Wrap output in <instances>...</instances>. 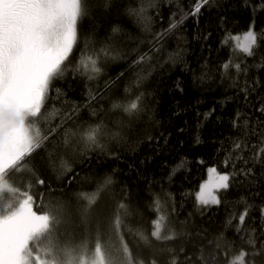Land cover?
Returning a JSON list of instances; mask_svg holds the SVG:
<instances>
[{
	"label": "trees",
	"instance_id": "trees-1",
	"mask_svg": "<svg viewBox=\"0 0 264 264\" xmlns=\"http://www.w3.org/2000/svg\"><path fill=\"white\" fill-rule=\"evenodd\" d=\"M156 2L159 6L147 12L153 17L149 33L126 13L128 7H139L141 0H111L107 8L104 0H90L88 14L78 23V39L65 62L66 71L54 81L46 100L49 110L55 108L60 113L47 127L61 121L63 127L47 150H37L28 158L46 184L35 185L36 176L28 172L13 171L9 178L22 191L26 183L34 185V210L40 208L39 193H43L44 203L66 205L78 223V209L85 203L78 194L94 192L97 182L110 176L113 183L101 193L98 204V212L105 218L103 242L119 246L108 221L117 203L123 201L132 213L124 221L123 238L135 256L138 241L127 228L150 232L157 216L153 202L159 199L177 230V247L196 239L213 241V248L220 243L217 256L227 264L240 250L238 237L249 234L235 231L246 205H251L249 217L240 227L255 229L252 234L257 247L264 240L260 214L264 207V154L256 158L252 148L264 139L260 135L264 132V8L258 6L261 0H209L198 16L188 17L164 37L157 45L159 51L150 53L152 59L133 65L137 51L152 48V34L163 31L172 14L190 9L194 0ZM143 3L146 6L148 0ZM251 27L257 33L258 46L254 56H247L235 48L231 37ZM109 45L115 49L114 55L105 58L101 54L102 71L94 79L75 70L83 55H95ZM177 52L180 55L175 63H165ZM229 61L239 63L242 70L222 68ZM137 96L141 97L140 109L134 114L113 109L114 103L126 105ZM73 107L77 112L72 119L64 117ZM99 124L120 135L116 139L104 136L103 146L93 148L80 134ZM65 131L77 133L72 137L76 147H64ZM235 142L249 146L235 149ZM49 152L53 153L51 161ZM210 166L234 175L229 189L221 191L219 205L201 207L196 193ZM14 198L5 194L0 205ZM67 239L73 244L87 239L91 250L94 226L88 231L81 225L74 235L69 228ZM230 241H235L231 248ZM141 256L147 259L149 253L143 250Z\"/></svg>",
	"mask_w": 264,
	"mask_h": 264
},
{
	"label": "snow or ice",
	"instance_id": "snow-or-ice-1",
	"mask_svg": "<svg viewBox=\"0 0 264 264\" xmlns=\"http://www.w3.org/2000/svg\"><path fill=\"white\" fill-rule=\"evenodd\" d=\"M208 3L209 0H194L190 9H178L177 13H173L168 26L152 34L149 41L152 48L148 52L137 51L132 64L140 65L152 59L150 53L159 51L157 45H161L164 37L180 28L188 17L198 16ZM110 6L111 0H104L103 7ZM158 6L156 0H148L146 6L141 0L139 7H128L126 13L135 18L145 32L151 33L153 17L147 12L149 8ZM258 6L264 8V0ZM90 7V0H0V199L5 194L15 197L6 205H0V264H223L217 256L220 243H216L213 248V241L196 239L188 241L187 245H175L177 230L170 223L169 215L162 211L159 199L153 202L157 216L151 222L150 232L144 228H127L138 241L135 256L123 238L124 221L132 214L129 205L123 201L117 203L108 221L109 228L119 239V246L103 242L105 218L99 214L98 204L101 193L113 183L110 176L99 180L94 192L78 194V198L85 201L78 209V223L72 219L66 205L52 204L50 201L44 203L43 193H39L40 208L34 210V185L28 182L26 190L22 191L10 180L13 171L28 172L36 176L35 185L46 184L44 178L36 175L28 158L37 150H47L57 130L63 127V121L47 127L60 113L55 108L49 110L46 100L49 99L54 81L62 78L66 71L65 62L77 43L78 23L88 14ZM113 31L118 32L119 29L114 28ZM233 39L240 52L247 56L255 55L258 46L256 32L249 30L242 38ZM114 52L115 49L109 45L95 55H83L75 70H82L88 79H94L102 71L101 54L107 58L113 57ZM179 55L178 52L170 54L165 63H175ZM222 68L242 70L239 63L232 64L231 61L222 65ZM55 91L59 94L60 90ZM140 100L141 97L137 96L126 105L114 103L113 109L122 108L125 113L132 115L139 111ZM76 112L77 108L73 107L63 115L72 119ZM247 123L245 120V126ZM252 134L255 135L254 130ZM76 135V132L69 134L65 131V148L76 147L72 140ZM80 135L86 145L95 148L103 146L101 140L104 136L116 139L120 134L108 132L106 126L99 124L90 126ZM260 135L264 138V132ZM248 146L247 143L243 146L239 142L234 143L235 149L243 150V147ZM252 148L255 157L259 158L264 154V139H261L259 147L253 145ZM52 155L48 153L50 161ZM224 163L227 165L229 161L225 160ZM60 166L65 168V162L61 161ZM208 171V180L200 185L196 194L201 207L219 205L220 193L229 189L234 175L221 173L216 167ZM250 208L251 205L245 206L235 228L236 233L243 231L249 234L238 237L240 250L227 260V264H264V240L257 247V238L252 234L255 229L240 227L249 217ZM260 214L264 218V207L260 208ZM232 219L227 221L228 225H231ZM81 225L88 231L94 226L95 243L91 250L87 239H82L78 244L67 239L68 229L71 228L74 235ZM222 237L223 234L217 240ZM234 244L235 241L228 242L229 248ZM143 250L149 253L147 259L141 256Z\"/></svg>",
	"mask_w": 264,
	"mask_h": 264
},
{
	"label": "rangeland",
	"instance_id": "rangeland-1",
	"mask_svg": "<svg viewBox=\"0 0 264 264\" xmlns=\"http://www.w3.org/2000/svg\"><path fill=\"white\" fill-rule=\"evenodd\" d=\"M249 30H252V31L255 32V29H254L253 27H251ZM249 30H248V31H249ZM246 32H247V31H245V32H243V33H241V34H238V35H234V36L231 37V41H232V43L234 44V46H235V44H236V40L233 39V38H235V37H241V38H242L243 34L246 33ZM235 48H236V47H235ZM236 49H237V48H236ZM212 167H215V166H210V167L207 168V170H206V176H205L204 180L200 183V185L208 180V178H209V171H208V170H209L210 168H212ZM217 170H218V169H217ZM218 171H219V170H218ZM219 172H221V171H219ZM221 173H223V172H221ZM199 188H200V186H199ZM198 191H199V189L197 190V192H198ZM196 194H197V193H196Z\"/></svg>",
	"mask_w": 264,
	"mask_h": 264
}]
</instances>
